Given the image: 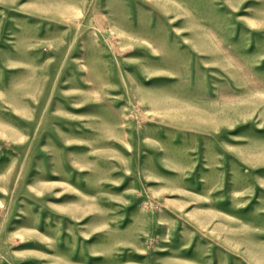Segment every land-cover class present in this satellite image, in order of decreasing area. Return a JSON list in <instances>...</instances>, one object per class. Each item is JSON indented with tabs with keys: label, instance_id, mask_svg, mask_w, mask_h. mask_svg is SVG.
I'll use <instances>...</instances> for the list:
<instances>
[{
	"label": "rangeland",
	"instance_id": "374dc122",
	"mask_svg": "<svg viewBox=\"0 0 264 264\" xmlns=\"http://www.w3.org/2000/svg\"><path fill=\"white\" fill-rule=\"evenodd\" d=\"M0 264H264V0H0Z\"/></svg>",
	"mask_w": 264,
	"mask_h": 264
}]
</instances>
